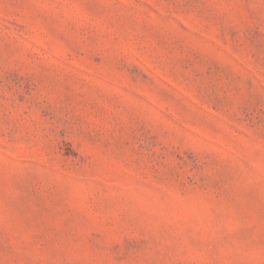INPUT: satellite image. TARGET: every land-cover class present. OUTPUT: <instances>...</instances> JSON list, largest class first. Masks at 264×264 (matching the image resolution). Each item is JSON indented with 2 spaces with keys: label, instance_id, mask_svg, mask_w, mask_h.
Returning <instances> with one entry per match:
<instances>
[{
  "label": "rangeland",
  "instance_id": "rangeland-1",
  "mask_svg": "<svg viewBox=\"0 0 264 264\" xmlns=\"http://www.w3.org/2000/svg\"><path fill=\"white\" fill-rule=\"evenodd\" d=\"M0 264H264V0H0Z\"/></svg>",
  "mask_w": 264,
  "mask_h": 264
}]
</instances>
